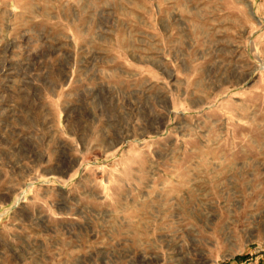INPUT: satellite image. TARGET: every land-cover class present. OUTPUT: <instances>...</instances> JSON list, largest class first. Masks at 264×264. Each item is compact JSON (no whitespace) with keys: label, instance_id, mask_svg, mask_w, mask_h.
Here are the masks:
<instances>
[{"label":"rangeland","instance_id":"rangeland-1","mask_svg":"<svg viewBox=\"0 0 264 264\" xmlns=\"http://www.w3.org/2000/svg\"><path fill=\"white\" fill-rule=\"evenodd\" d=\"M0 264H264V0H0Z\"/></svg>","mask_w":264,"mask_h":264}]
</instances>
